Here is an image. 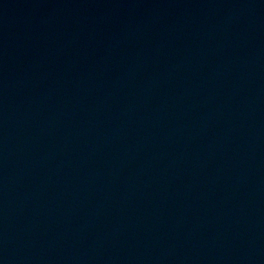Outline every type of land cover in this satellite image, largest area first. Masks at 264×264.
I'll return each mask as SVG.
<instances>
[{
	"label": "water",
	"instance_id": "1",
	"mask_svg": "<svg viewBox=\"0 0 264 264\" xmlns=\"http://www.w3.org/2000/svg\"><path fill=\"white\" fill-rule=\"evenodd\" d=\"M0 264H264V0H0Z\"/></svg>",
	"mask_w": 264,
	"mask_h": 264
}]
</instances>
